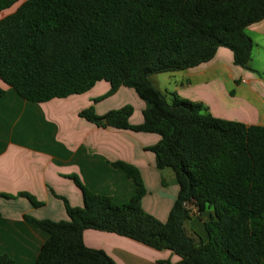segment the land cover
Wrapping results in <instances>:
<instances>
[{
  "label": "trees",
  "instance_id": "1",
  "mask_svg": "<svg viewBox=\"0 0 264 264\" xmlns=\"http://www.w3.org/2000/svg\"><path fill=\"white\" fill-rule=\"evenodd\" d=\"M17 4L0 19V80L37 104L82 95L101 81L111 86L108 96L133 89L146 106L141 125L130 123V106L103 116L90 107L79 115L99 128L159 135L147 150L160 171H173L179 186L161 222L143 209L147 189L135 167L112 164L136 186L123 204L71 177L83 206L56 196L67 221L25 216L48 235L36 264H116L85 245L86 230L169 250L180 257L176 264L264 263V126L215 118L202 103L176 94L169 101L151 82L153 75L210 62L221 47L232 51L236 66L250 70L253 42L246 29L264 20V0H0V14ZM192 208L213 213L204 224L206 240L185 228ZM0 264L15 261L2 255Z\"/></svg>",
  "mask_w": 264,
  "mask_h": 264
},
{
  "label": "crops",
  "instance_id": "2",
  "mask_svg": "<svg viewBox=\"0 0 264 264\" xmlns=\"http://www.w3.org/2000/svg\"><path fill=\"white\" fill-rule=\"evenodd\" d=\"M246 33L253 42L250 70L236 66L232 51L221 47L210 62L164 73L166 76L151 82L169 101L176 94L202 103L215 118L264 126V20L249 26ZM0 87L5 90L0 98V256H9L15 264H36L48 235L29 224L25 216L67 221L64 203L56 196L66 198L73 207L83 206L82 192L71 177L116 204L128 202L136 186L124 170L112 166L117 162L139 171L147 189L143 209L161 222L168 220L179 186L173 171H160L154 153L147 150L161 137L99 128L79 115L93 107L103 116L132 103L136 111L130 123L141 125L146 106L133 89L121 87L108 96L111 86L101 81L82 95L37 104L24 100L1 80ZM21 194L34 197L43 206L34 207ZM212 214L206 211L191 217L192 235L206 240L204 224ZM83 239L87 247L104 251L116 264L180 261L169 250L158 251L112 233L86 230Z\"/></svg>",
  "mask_w": 264,
  "mask_h": 264
},
{
  "label": "rangeland",
  "instance_id": "3",
  "mask_svg": "<svg viewBox=\"0 0 264 264\" xmlns=\"http://www.w3.org/2000/svg\"><path fill=\"white\" fill-rule=\"evenodd\" d=\"M19 5H20V4H17V5H15L12 9L7 10V11L1 13V14H0V19H2V18H4V17H6V16L12 14V13L16 10V8H17ZM159 76H160V77H155V76L151 77L152 82L155 83V81L157 80L156 78H161L162 76H166V75L163 73V74H160ZM140 100H141V99H140ZM142 101H143V100H142ZM143 102H144V101H143ZM125 106H130V107H132V108H133V113L136 111V108H135V106H134L132 103L124 104V105L122 106V108L125 107ZM132 115H133V114H132ZM194 223H195V221H194ZM192 226H193V224H192V219H189L188 221L185 222V228H186V230L188 231V233H190V234L193 233V230H192L193 228H192Z\"/></svg>",
  "mask_w": 264,
  "mask_h": 264
},
{
  "label": "water",
  "instance_id": "4",
  "mask_svg": "<svg viewBox=\"0 0 264 264\" xmlns=\"http://www.w3.org/2000/svg\"><path fill=\"white\" fill-rule=\"evenodd\" d=\"M106 121V120H105Z\"/></svg>",
  "mask_w": 264,
  "mask_h": 264
}]
</instances>
